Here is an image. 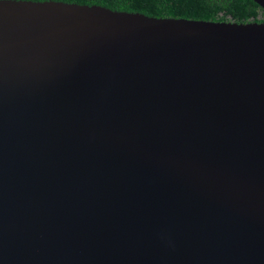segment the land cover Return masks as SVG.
<instances>
[{"label": "water", "instance_id": "water-1", "mask_svg": "<svg viewBox=\"0 0 264 264\" xmlns=\"http://www.w3.org/2000/svg\"><path fill=\"white\" fill-rule=\"evenodd\" d=\"M0 264H264V23L0 0Z\"/></svg>", "mask_w": 264, "mask_h": 264}, {"label": "trees", "instance_id": "trees-1", "mask_svg": "<svg viewBox=\"0 0 264 264\" xmlns=\"http://www.w3.org/2000/svg\"><path fill=\"white\" fill-rule=\"evenodd\" d=\"M20 1V0H18ZM56 1L101 6L114 11L156 18H183L212 22L264 23V10L252 0H21Z\"/></svg>", "mask_w": 264, "mask_h": 264}]
</instances>
